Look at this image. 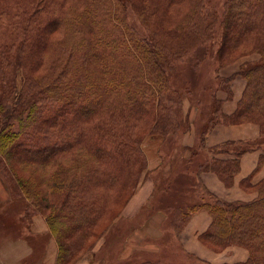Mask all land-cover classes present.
<instances>
[{
	"label": "trees",
	"instance_id": "16d2710c",
	"mask_svg": "<svg viewBox=\"0 0 264 264\" xmlns=\"http://www.w3.org/2000/svg\"><path fill=\"white\" fill-rule=\"evenodd\" d=\"M206 3L0 0V176L27 201L19 221L45 217L57 245L55 264H71L86 238L96 236L93 227L106 214L112 220L121 213L145 167L144 133L165 138L179 133L183 102L171 97L177 91L169 74L201 43L214 41L217 26L219 67L240 47L251 46L261 58L242 63L228 77L217 75L218 89L228 97L236 75L245 87L231 114L221 111L212 94L198 145L211 157L197 166L195 183L205 196L176 208L172 228L178 236L193 213L207 211L211 220L199 235L203 244L214 251L229 245L248 251L246 260L223 264H264V178L251 184L264 165V0H226L220 22ZM128 4L144 35L130 24ZM244 122L258 125L256 140L205 145L215 125ZM256 149L262 152L257 166L240 181L244 190L256 192L253 199L224 201L203 185L199 173L211 171L230 187L240 156ZM197 152L192 149L191 155ZM223 153L228 157L219 158ZM16 163L40 171L46 190L32 188L14 169ZM111 204L119 206L112 217ZM6 220L21 228L13 217Z\"/></svg>",
	"mask_w": 264,
	"mask_h": 264
},
{
	"label": "rangeland",
	"instance_id": "374dc122",
	"mask_svg": "<svg viewBox=\"0 0 264 264\" xmlns=\"http://www.w3.org/2000/svg\"><path fill=\"white\" fill-rule=\"evenodd\" d=\"M225 1L207 0L206 3L207 8L215 11L219 22L222 17ZM128 15L130 24L144 35L145 28L140 24L130 4H128ZM214 36V41L201 43L199 47L190 53L187 60L177 63L174 72L169 74L170 85L177 91L171 97L174 99L179 98L183 102V106L178 111L181 122L179 133L165 138L161 133L149 131L144 133L142 138L140 145L146 163L145 167L140 169L141 171L137 177L138 182L135 185L136 188L133 195L143 180L142 178L150 174L149 176H152L154 179V190L156 192H154L148 206L142 209L134 219L124 220L125 218L121 217L122 211L133 195L124 205L121 213L114 214L113 217V211L117 210L119 206L111 204L109 212L113 219H108L106 214L105 218L101 219L93 227L92 232L98 236L97 239H94L96 236L92 238L87 237L84 243L87 246L83 247V245L81 251L79 253L77 251L78 254H76V258L71 264H74L82 256V259L91 258L92 264H145L147 261L178 264H210L200 258L183 253L184 251H182L178 238L175 237L176 235L172 228L175 209L178 207L185 208L187 205L199 201H189L191 197L188 198L187 194L185 195L182 190H198L192 187V185H196V179L188 175L186 171L190 172L193 168H196L205 160L203 158L206 156L202 152L203 148L198 147V152L192 157V160L188 161L186 158L180 160L182 155L180 154L182 151L180 148V138L182 139V136L188 131L189 124L194 120L193 117L196 114L200 115L195 120V122L198 121V124L202 121L204 122L208 116L212 93L218 89V82H222L221 78H217L220 70H232L234 72L233 70L239 68L242 63L254 62L261 58V53L253 50L251 46L240 47L236 50L238 53L234 52L236 56L231 61L224 56L225 61L229 62L219 67L220 26H217ZM222 53L226 52L222 51ZM222 75L227 76L229 74L225 75L222 73ZM242 83H245L244 80L235 84L238 92L241 89ZM188 102H190L189 108ZM199 138L200 134H197V143L200 145ZM21 142L23 140H19L18 143L20 144ZM199 149L201 150L199 151ZM189 150L192 151V147ZM151 151L154 153V158H151ZM148 159H155L157 163L159 162V165L153 169H149ZM13 167L32 188H37L39 191L46 190L45 184L40 180V171L30 172L27 169H21L17 163L13 164ZM12 186L11 184L10 187L0 176V190L2 191L0 193V227H2V235L5 237L9 235L20 236L30 246L35 245L38 251V246L42 240L31 239V237L26 240L25 238L29 232L24 228V223L22 224L21 222V228H16V226H11L6 222V216L13 217L15 223L20 222V214L28 206L27 201L18 198L13 193L12 190H15V187ZM163 190H172L170 192L172 194ZM44 212L46 215L51 214V211L48 209H44ZM163 216L165 218L162 220ZM7 226L10 227L8 228ZM51 237L55 241L52 235ZM225 248L213 251L221 253ZM92 249H97V252H93L94 250L92 251ZM231 254L230 258H242V254L238 251H234ZM215 260L217 262L219 259Z\"/></svg>",
	"mask_w": 264,
	"mask_h": 264
},
{
	"label": "crops",
	"instance_id": "0c3cea01",
	"mask_svg": "<svg viewBox=\"0 0 264 264\" xmlns=\"http://www.w3.org/2000/svg\"><path fill=\"white\" fill-rule=\"evenodd\" d=\"M239 68L230 71L220 70L219 75L221 77H228L231 74L236 73ZM229 74L227 76L222 75ZM237 77V78H236ZM231 82L230 88L232 90V96L228 97L227 92L223 89H217L212 94H214L215 98L221 101V111L225 114H231L236 106L243 89L245 87V83H242L241 89L239 92L235 88V84L237 82H242L244 80L241 76H236ZM237 81V82H236ZM236 82V83H235ZM245 82V80H244ZM219 83V82H218ZM217 83V84H218ZM235 83V84H234ZM217 86V85H216ZM218 87V86H217ZM213 97V96H212ZM211 102V99H210ZM190 102H188L189 108ZM192 108V107H191ZM200 115H195L194 120L189 124L188 131L180 138V148L182 149L181 159L186 158L188 161L192 160L190 147L192 149L198 148V139L197 134H200L202 131L203 125L205 124L206 118L204 122H200L199 124L195 122ZM192 118V119H193ZM197 123V124H196ZM259 136V127L255 123H240V124H217L213 128H211L205 137V145L207 147H212L219 143L225 142L227 140H243V141H254ZM200 140V138H199ZM201 149H199L200 151ZM206 156L203 159H208L209 153L206 149H202ZM183 152V153H182ZM260 149L247 151L243 153L239 158V172L235 175L233 184L230 187H226L222 181L219 180L217 175L211 171H202L199 173V178L201 179L203 185L216 195L218 198L224 201H233V200H242L249 201L256 196L255 191L244 190L240 186V181L252 174L257 166L260 154ZM151 158H154V153L151 151ZM150 156V155H149ZM228 155L220 154L219 158H227ZM149 161V169H153L159 165V162L155 159H148ZM197 167L193 168L190 172L186 171L188 175L194 177L197 181L196 176ZM146 175V174H145ZM144 176L140 185L130 201L127 203L125 208L122 211V218L124 220H132L137 217L138 213L148 206L154 192H156L154 179L152 176ZM264 178V165L260 167L258 171L252 174L251 184H255L260 179ZM187 179V178H186ZM195 183V182H194ZM195 189V185H192ZM164 192H172V190H163ZM184 194L191 199L189 201L196 202L197 200L201 201L205 196L199 190H182ZM2 191L0 190V193ZM167 194V193H166ZM172 194V193H170ZM206 199V197L204 198ZM198 201V202H199ZM21 212L20 216L22 215ZM167 216V215H166ZM20 218V217H19ZM165 217L161 218L162 220ZM210 215L207 211L198 210L189 219V221L185 224L183 230L179 233L178 241L181 245L183 253H187L189 256L200 258L204 261L209 262L210 264H223V263H234L238 261H244L248 257V251L245 248L238 247L236 245H229L226 247L221 253L214 252L212 249L203 244L199 235L204 232L208 225L210 224ZM21 222V221H20ZM24 223V224H23ZM24 228L29 232L27 234L26 240L31 237V239H41V243L39 244V250H36V246H30V244L21 239L20 236H3V232L0 227V264H54L57 255V245L55 241L51 237L46 220L40 214H35L32 216L30 221H23ZM28 225V226H27ZM94 250V251H93ZM93 252H97V249H92ZM234 251H238L242 254V258H230L231 253ZM231 252V253H230ZM222 257V258H221ZM80 257L74 264H92L90 259H82ZM215 259H219L217 262ZM31 262V263H30Z\"/></svg>",
	"mask_w": 264,
	"mask_h": 264
}]
</instances>
